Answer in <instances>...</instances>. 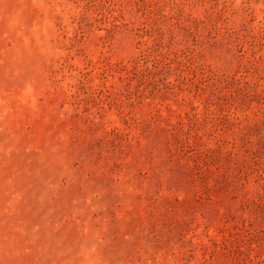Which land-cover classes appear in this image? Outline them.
<instances>
[{
	"label": "rangeland",
	"instance_id": "1",
	"mask_svg": "<svg viewBox=\"0 0 264 264\" xmlns=\"http://www.w3.org/2000/svg\"><path fill=\"white\" fill-rule=\"evenodd\" d=\"M0 264H264V0H0Z\"/></svg>",
	"mask_w": 264,
	"mask_h": 264
}]
</instances>
